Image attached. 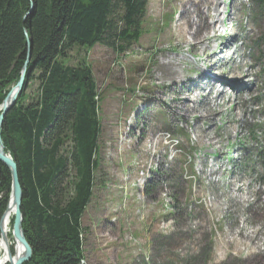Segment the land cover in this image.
Here are the masks:
<instances>
[{
	"label": "rangeland",
	"instance_id": "rangeland-1",
	"mask_svg": "<svg viewBox=\"0 0 264 264\" xmlns=\"http://www.w3.org/2000/svg\"><path fill=\"white\" fill-rule=\"evenodd\" d=\"M226 5L218 35L209 30L206 40L220 54L214 68L180 28L183 8H195L186 0H149L128 53L103 44L87 53L102 131L83 264H264V3L237 0L231 14ZM208 74L242 90L216 83L221 105L202 118L216 92L195 83Z\"/></svg>",
	"mask_w": 264,
	"mask_h": 264
},
{
	"label": "trees",
	"instance_id": "trees-1",
	"mask_svg": "<svg viewBox=\"0 0 264 264\" xmlns=\"http://www.w3.org/2000/svg\"><path fill=\"white\" fill-rule=\"evenodd\" d=\"M148 2L0 0V105L31 55L23 91L0 128L22 188L23 229L32 248L24 264L85 260L83 217L97 183L102 131L101 96L87 53L97 44L128 53L144 33ZM11 184L0 161V219Z\"/></svg>",
	"mask_w": 264,
	"mask_h": 264
},
{
	"label": "bare ground",
	"instance_id": "bare-ground-1",
	"mask_svg": "<svg viewBox=\"0 0 264 264\" xmlns=\"http://www.w3.org/2000/svg\"><path fill=\"white\" fill-rule=\"evenodd\" d=\"M223 2L224 0H186V3H192L195 6V8L193 10H190L188 8H183V12H182V16L186 19L187 26L185 28L181 26L180 27L181 30L183 32H187L189 30L188 32L193 38V41H192L193 43H192L191 48L193 50H196L198 49L199 46H201L203 49V55L206 57L207 61L210 63L211 68L215 67L217 60H218V59L216 60V58L217 57L219 58L220 54L218 53L217 50L213 51V48L216 47V45L212 48L210 47V44L206 42V40L208 39L207 35L211 32V30L215 32L214 36L215 34L218 35L217 28L219 24L223 22V19H224V17H222V11L220 10V7L222 6ZM203 5H206L205 8H203ZM210 10L214 11V19L212 21H208ZM228 17H230V15ZM227 46L229 45L226 44L224 47L226 48ZM211 51L212 53H210ZM198 71L202 72L201 75L205 74V72L201 68L196 70L197 73ZM168 73L169 75H171V77L174 76L175 78L176 74L172 72H168ZM245 75L246 74H243L242 77H245ZM198 78H200L198 81L202 79V80H206L207 84H211L210 90H209L210 93L214 91L216 92L215 96L209 97V98L206 97L204 113L201 115L202 118L204 117L211 118L216 114V108L214 107L220 104L219 102L217 104V101L223 98L225 94V91L220 89L222 85L229 86L233 90V92H235L236 95L239 93H240L239 95H241V91L237 89L236 85L234 84V81L229 82L228 80H224V78H222L221 76L218 77L215 74L213 75L208 74L207 76L203 78L201 77H198ZM216 83H221V85L219 84L221 87L217 88L218 84L216 85ZM197 84L199 83L198 82L195 83V85ZM179 95H181L180 92H179ZM178 100H176L175 102H178ZM190 108L191 107H189V109ZM203 134L201 135L202 137H203ZM214 172L216 171H212V173ZM231 198H232V201L235 202L236 205H242L243 203L246 202V198H244L240 194H232ZM214 199H217L215 202L219 203V198L215 197L213 198V200ZM14 212H15L14 206H10V208L6 212L3 218V221H2L3 235L2 237H0V264H7V263L10 264L14 262L16 259L20 258L24 254L23 245L13 235L12 219L14 217ZM257 233H258L257 231H253L252 234L254 235H249V237L250 238L256 237V235H258ZM11 246H14V254L12 252ZM261 251H264V247L261 248ZM249 252L253 253L252 249H250ZM224 254H225V251H224Z\"/></svg>",
	"mask_w": 264,
	"mask_h": 264
},
{
	"label": "water",
	"instance_id": "water-1",
	"mask_svg": "<svg viewBox=\"0 0 264 264\" xmlns=\"http://www.w3.org/2000/svg\"><path fill=\"white\" fill-rule=\"evenodd\" d=\"M30 58H31V55L29 54L27 61L25 62V65L22 69L21 77L19 81L14 86L11 87L3 103L0 105V112H1L0 113V128L2 127V123H3L6 113L16 103L17 99L19 98V96L21 95L23 91ZM0 161L9 169L11 173V179H12L10 200H9L8 206L4 214L2 215L0 219V237H2L3 235V227H2L3 218L6 212L8 211V209L10 208V206H14L15 212H14V219H13V235L23 245L24 254L20 258L16 259L14 262L10 264H24L31 258L32 248L28 240L26 239L24 229H23L24 216L21 211L22 188L20 185L17 163L12 158V156L5 151V145L2 141L1 135H0Z\"/></svg>",
	"mask_w": 264,
	"mask_h": 264
}]
</instances>
